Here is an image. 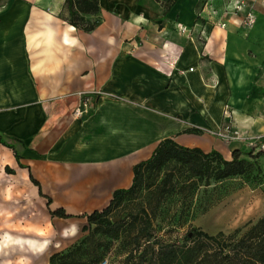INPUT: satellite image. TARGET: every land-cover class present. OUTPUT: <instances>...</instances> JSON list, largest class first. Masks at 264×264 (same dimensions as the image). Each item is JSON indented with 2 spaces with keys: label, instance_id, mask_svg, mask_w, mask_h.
I'll return each instance as SVG.
<instances>
[{
  "label": "crops",
  "instance_id": "0c3cea01",
  "mask_svg": "<svg viewBox=\"0 0 264 264\" xmlns=\"http://www.w3.org/2000/svg\"><path fill=\"white\" fill-rule=\"evenodd\" d=\"M64 1L0 0V133L20 156L69 169L86 206L129 187L164 138L229 160L246 148L214 133L226 120L264 132L258 2L246 27L224 13L230 0H175L168 11L157 0H98L85 32L66 21ZM4 148L0 162L14 170Z\"/></svg>",
  "mask_w": 264,
  "mask_h": 264
},
{
  "label": "rangeland",
  "instance_id": "374dc122",
  "mask_svg": "<svg viewBox=\"0 0 264 264\" xmlns=\"http://www.w3.org/2000/svg\"><path fill=\"white\" fill-rule=\"evenodd\" d=\"M14 144L22 153L18 144ZM242 145L248 149L246 144ZM4 149L13 159L12 151ZM20 161L28 163L42 193L50 197L51 202L48 205L47 199L39 195L26 169V175H22L17 163L13 162L10 165L14 173H8L0 162V264H50L52 254L72 248L89 234L86 219L78 215L94 208L86 206L89 198L74 185L69 169L56 165L48 167L46 161L35 162L31 156L21 155ZM166 170L154 177V185ZM173 183L175 189L156 199L154 207L153 233L164 241L181 242L193 227L209 234L222 231L236 238L243 234L247 223L255 222L264 213V179L255 167L242 175L219 180L211 178L207 182L204 177L176 169ZM152 195L142 188L134 201L146 203L154 198ZM58 207L73 216L51 217L49 210ZM72 225L77 227L76 233L64 235V230ZM122 237L111 240L100 264H124L129 246Z\"/></svg>",
  "mask_w": 264,
  "mask_h": 264
},
{
  "label": "trees",
  "instance_id": "16d2710c",
  "mask_svg": "<svg viewBox=\"0 0 264 264\" xmlns=\"http://www.w3.org/2000/svg\"><path fill=\"white\" fill-rule=\"evenodd\" d=\"M157 1L168 11L175 0ZM64 5L66 21L75 28L89 32L98 24V19L90 21L83 16L99 12L98 0H65ZM14 141H17L15 137L0 133V144L12 151L20 168L27 169L29 180L38 187L39 195L45 197L49 205L50 197L42 193L29 166L20 163L21 156ZM258 157L259 153L252 150L235 149L231 159L227 160L215 150L204 152L198 147L179 145L169 137L162 139L148 159L133 166L129 187L113 191L104 207L78 215L86 219L89 234L72 248L52 254L49 263L100 264L111 240L123 236L122 241L129 246L124 264H264V213L255 222L247 223L243 234L236 238L222 231L209 234L197 227L188 231L181 242L164 241L153 233L156 199L175 189L174 170H187L204 177L206 182L211 178L219 180L242 175L253 167L262 177ZM163 169H167L164 176L154 185V177H158ZM5 170L14 173L8 165ZM142 188L153 193L154 198L146 203H135V196ZM151 201L153 205H150ZM49 213L57 218L73 216L63 207L49 210Z\"/></svg>",
  "mask_w": 264,
  "mask_h": 264
},
{
  "label": "built area",
  "instance_id": "2783aa9c",
  "mask_svg": "<svg viewBox=\"0 0 264 264\" xmlns=\"http://www.w3.org/2000/svg\"><path fill=\"white\" fill-rule=\"evenodd\" d=\"M211 0H206V2ZM258 2L264 9V0H230L224 9L225 14H240L241 23L246 27H251L256 22V15L254 11V3ZM225 23L222 22L221 26ZM86 105V104H85ZM86 109V108H85ZM76 113H81L77 108ZM228 116L227 113H224ZM214 133L226 143H244L248 146V150L253 153H259L257 158L261 175L264 179V132L256 135L243 133L238 127L234 126L230 121L226 120Z\"/></svg>",
  "mask_w": 264,
  "mask_h": 264
},
{
  "label": "clouds",
  "instance_id": "9594fccd",
  "mask_svg": "<svg viewBox=\"0 0 264 264\" xmlns=\"http://www.w3.org/2000/svg\"><path fill=\"white\" fill-rule=\"evenodd\" d=\"M77 231V227L75 225H72L70 228L64 230V235H74Z\"/></svg>",
  "mask_w": 264,
  "mask_h": 264
},
{
  "label": "bare ground",
  "instance_id": "6f19581e",
  "mask_svg": "<svg viewBox=\"0 0 264 264\" xmlns=\"http://www.w3.org/2000/svg\"><path fill=\"white\" fill-rule=\"evenodd\" d=\"M222 214V213H221Z\"/></svg>",
  "mask_w": 264,
  "mask_h": 264
}]
</instances>
